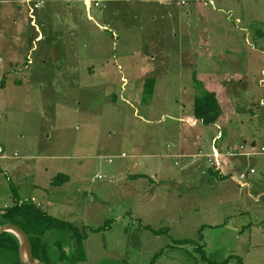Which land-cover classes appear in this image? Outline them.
<instances>
[{"label":"rangeland","instance_id":"1","mask_svg":"<svg viewBox=\"0 0 264 264\" xmlns=\"http://www.w3.org/2000/svg\"><path fill=\"white\" fill-rule=\"evenodd\" d=\"M33 1L13 29L0 0V209L31 201L86 228V260L74 264H149L160 250L154 264H264V0H89L90 20L83 1ZM30 20L48 29L22 53ZM115 59L142 77L90 73ZM205 92L220 127L199 121L181 164L173 155ZM219 130L234 143L212 167L226 179L205 177L198 153ZM60 173L69 180L52 186ZM67 234L45 236L54 264H68L57 260L72 254Z\"/></svg>","mask_w":264,"mask_h":264},{"label":"trees","instance_id":"2","mask_svg":"<svg viewBox=\"0 0 264 264\" xmlns=\"http://www.w3.org/2000/svg\"><path fill=\"white\" fill-rule=\"evenodd\" d=\"M155 83L153 78L145 80V87L147 91H151ZM217 96L214 92H205L195 97L193 104V116L196 120L200 121L203 125H215L222 114V107L219 103ZM241 148V146H239ZM226 150H228L226 148ZM212 176L218 179H226L231 177V173L226 175H219L218 170L208 168ZM0 171H2L0 167ZM247 178V177H246ZM69 180L68 175L57 174L51 185L60 187ZM19 199V198H18ZM20 199L8 206L0 209V225L6 223H14L22 227L29 236L32 245V251L35 259L41 264H54V252L46 244L45 236L48 231L60 230L67 232L70 238L72 249L71 256L66 255L64 252L57 256L58 261H67L68 264H74L86 260V254L83 248V242L87 238L86 228L79 229L77 225L68 221L55 218L46 213L41 206L31 201L19 202ZM192 240L186 239L178 241V246L191 243ZM19 240L10 233L4 232L0 235V264H22L19 253ZM199 251L203 252V246L196 247ZM164 250H160L154 255L149 264H154L158 256ZM239 264H243L241 259H238ZM225 263V262H223Z\"/></svg>","mask_w":264,"mask_h":264},{"label":"crops","instance_id":"3","mask_svg":"<svg viewBox=\"0 0 264 264\" xmlns=\"http://www.w3.org/2000/svg\"><path fill=\"white\" fill-rule=\"evenodd\" d=\"M79 1H83V4L85 5V12H86V15H87V20H90V19H92V16H90L89 15V9L91 8V4H90V2H89V0H78V2ZM97 1H95V3H96ZM20 5H26L27 6V10H28V17H29V9H28V4H27V0H9V16L11 17V19H10V21H11V23H12V28L14 29L16 26H18V23H19V20H20V15H19V13H18V7L20 6ZM178 6H180V5H178ZM41 7V6H40ZM39 7V8H40ZM38 8V9H39ZM35 12H36V10H35ZM238 18V17H237ZM30 25H32L31 24V20H30ZM36 25H37V23H36ZM33 27H34V32H32V33H25V34H23L24 36H22V40H21V42L23 43L25 40H24V38L26 39V41H27V43L25 42V45L24 46H26L27 48L25 49V50H23V48H21V46L20 47H18L17 45H16V49L17 50H21L22 51V53L23 52H25V51H28V52H30L31 50H33L34 49V43L37 41V40H39L40 39V42L45 38V34L43 33V32H40V29L41 28H43V30L45 31V29H48V27H47V25H46V22L45 23H42V27L40 26V27H38V30L35 28V26L34 25H32ZM64 30H65V27H64ZM77 31H79V29L78 30H76V32ZM64 33H66L65 31H64ZM78 33H80V32H77V34ZM59 34V33H58ZM15 35H17L16 33H13V36H15ZM12 36V37H13ZM113 37H116V35L113 33ZM16 50V51H17ZM101 60H102V58H100ZM113 59V58H112ZM103 61V60H102ZM42 63L43 64H45L46 63V61H42ZM137 65V62H134V61H132V60H126V59H119V60H117L116 61V59L114 60V62H110L109 60H106L105 62H104V64L102 65V67H99V68H97V69H91V71H90V73L91 74H95V73H97V74H99V75H101V76H103V78L104 79H106V80H110L111 79V76H112V74L114 73V72H116V71H119V73L121 74V79L122 80H124V81H126L127 80V77L126 76H130V77H136V75H137V77H142V69H138V68H136L135 66ZM140 72H141V74H140ZM141 75V76H138V75ZM152 75L153 73H152V71H149V72H147V75ZM194 117V116H193ZM195 119V118H194ZM182 120H183V118L182 119H180L179 121H181L182 122ZM196 120V119H195ZM197 122L195 123L196 125H194V126H192V125H190V124H187V125H189L188 127H190V135H189V138H186L185 139V137H181V139H180V142H179V145H178V148H176L177 149V151H178V153L177 154H174L173 156H175V155H182V156H184V157H181L180 159H181V164H182V162L184 161L183 160V158H185L186 156H188V155H191V154H193V153H191V154H188V153H183V152H188V150L189 149H191V148H193V146H195L196 144H199L200 142H199V136H198V133H197V125H198V123H199V121L198 120H196ZM214 126H217V127H220L219 125H218V123L217 124H215ZM216 128V127H215ZM221 135V131H219L217 134H215L212 138H211V145H210V148H211V146H212V144H214V146L216 147V148H218V149H220L222 152H226L227 150H226V148L224 147V146H228V145H234V143L232 142V138H229V140L230 141H227L226 140V138H225V136L223 135L222 137L220 136V137H218V135ZM199 148V147H198ZM197 148V149H198ZM182 149H184V150H182ZM195 148H193V150H194ZM192 150V151H193ZM196 150V149H195ZM199 151H202L203 152V154H205V153H207V152H209L210 150L208 149V148H206V150H204L203 151V149H201V147H200V149H199ZM197 151H195L194 153H196ZM201 156H203L204 157V155H201ZM121 157L123 158L124 156H123V153L121 154ZM176 157V156H175ZM1 158V157H0ZM111 158H113V157H111ZM186 159V158H185ZM200 159H202V158H200ZM205 159V158H204ZM204 160H201V164H199L198 165V167H201V165H202V163H203V166H204V162H203ZM110 162V161H109ZM112 162V161H111ZM193 164H196V162H194V163H192V165ZM205 165L207 166V162H206V159H205ZM183 167V166H182ZM181 167V168H182ZM193 167V169H196V165H194V166H192ZM191 169V168H190ZM202 170V169H201ZM181 171H182V169H181ZM181 171L180 172H178L179 173V175H180V173H181ZM202 172V171H201ZM208 174V175H204L205 177H212L211 176V171L209 170H207L206 169V171H203V174ZM145 175V174H144ZM176 175H177V173H176Z\"/></svg>","mask_w":264,"mask_h":264},{"label":"built area","instance_id":"4","mask_svg":"<svg viewBox=\"0 0 264 264\" xmlns=\"http://www.w3.org/2000/svg\"><path fill=\"white\" fill-rule=\"evenodd\" d=\"M206 2H208L210 5L214 4L213 0H206ZM27 4H28V9H29V17L33 18V13L36 9H38L41 4L39 2H34L33 0H27ZM96 5L98 4V2L95 3ZM178 5L183 6L186 4L185 0H180L177 2ZM219 128V127H218ZM220 131V130H219ZM221 135L219 134L218 137H220ZM217 147V146H216ZM214 146V144H212L210 151L203 154L202 151H199L198 153H200L201 155H204V157H206V162L209 165L208 168H212V167H220L221 162L224 156L227 155H234L233 154V150L232 149H228L226 151V153H223L220 149L216 148ZM123 156H125V154H123ZM0 157L3 158L4 157V153L2 152V149L0 147ZM113 160V158H110L109 161L111 162ZM254 169L250 170V174H254ZM239 179L244 180L247 177V174L245 173H241L238 175ZM98 178H102L101 175L98 176Z\"/></svg>","mask_w":264,"mask_h":264},{"label":"water","instance_id":"5","mask_svg":"<svg viewBox=\"0 0 264 264\" xmlns=\"http://www.w3.org/2000/svg\"><path fill=\"white\" fill-rule=\"evenodd\" d=\"M4 232H10L18 238L20 243L19 253L22 264H37L36 257L33 255L29 236L22 227L14 223L2 224L0 225V235Z\"/></svg>","mask_w":264,"mask_h":264}]
</instances>
